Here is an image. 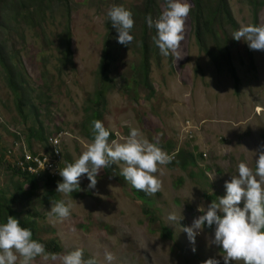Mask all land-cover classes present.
Listing matches in <instances>:
<instances>
[{"label": "rangeland", "instance_id": "374dc122", "mask_svg": "<svg viewBox=\"0 0 264 264\" xmlns=\"http://www.w3.org/2000/svg\"><path fill=\"white\" fill-rule=\"evenodd\" d=\"M143 2L48 0L47 13L36 26L23 19L14 23L6 15L10 29L0 30V47L10 70L24 76L21 84L32 88L33 96H43L40 121L46 135L58 139L62 151L59 168L65 166L64 158L74 161L92 142L86 136L91 133L93 121L88 118L86 108L92 106L89 100L101 88L100 67L112 27L108 9L122 5L134 14ZM228 2L238 26L225 30L238 81L229 73L225 59L221 68L212 60L213 54L219 55L218 47L225 45L218 25L219 40L216 42L217 36H207L206 50L200 46L190 14L193 6L189 3L184 39L176 54L180 58L161 56L159 51L151 57L154 95L144 86L135 88L133 83V71L142 62L139 41L127 47L114 39L113 44L121 46L120 55L111 69L112 86L105 95L99 119L113 136L109 142H124L130 128L135 127L167 154H177L176 161L161 166L157 175L162 188L155 195L134 189L119 175L117 165H113L110 175L101 170L94 189L89 190V181L82 178L81 189L68 197L73 207L71 216L63 222H53L48 216L53 200L43 197L45 188L41 183L36 195L16 202L15 209L23 214L33 211L40 214L36 219L39 240L44 245L57 241L58 257L81 248L85 259L95 257L100 264H106V252L115 256L112 264H204L209 258L223 264L221 249L209 244L214 229L205 228L192 245L181 226H191L194 218L201 215L197 208L211 203L205 195H217L218 200L225 194L224 183L236 174L240 162L254 169L258 150L264 146V51L251 50L244 41L232 39V33L241 25H264V1L259 0L258 18L249 0ZM158 4L161 12L165 0H158ZM139 33L135 19L131 34L136 38ZM135 89L137 99L131 92ZM26 108L27 114L32 115L30 127L39 128L35 107ZM28 128L8 71L0 64V149L4 146L12 151L10 155L7 153V165H0V193L13 192L14 177L9 164L29 147ZM48 147L51 150L49 142ZM31 149L34 154H47L36 142ZM192 156L197 162L182 171L177 162L184 163ZM133 189L145 194L150 206ZM55 194L59 200L65 198ZM149 209L155 210V214L151 213L154 220L147 214ZM173 212L178 218L184 216L181 225L178 222L169 225L172 222L167 217ZM163 228L172 230V239L163 235ZM33 264H61V261L37 257Z\"/></svg>", "mask_w": 264, "mask_h": 264}, {"label": "clouds", "instance_id": "9594fccd", "mask_svg": "<svg viewBox=\"0 0 264 264\" xmlns=\"http://www.w3.org/2000/svg\"><path fill=\"white\" fill-rule=\"evenodd\" d=\"M189 12L190 5L186 0H165V7L156 19L151 14L147 15L149 30L155 29L152 41L161 56L172 55L176 60L180 58L176 54L184 39L183 30ZM107 18L118 33L117 42L129 47L134 40L131 34L135 23L132 11L122 5H114L108 9ZM232 39L244 41L251 50L264 51V25H241L232 33ZM90 128L92 142L79 158L59 168L56 176L43 173L62 178L56 192L65 198L52 201L48 211L53 222H63L71 216L73 204L68 197L81 189L82 178L89 181V190L94 189L101 170L117 165L119 175L134 189L146 195H155L162 188V181L157 175L161 166L176 161L177 154H167L158 143L144 138L138 128H130L122 143L116 140L109 142L111 132L101 120L91 121ZM50 137L53 136L48 137V142ZM24 150L38 155L29 147ZM258 153L254 169L246 162H240L236 174L224 183L225 194L219 196L218 200L209 199L211 203L207 207L199 206L197 211L201 215L194 218L191 226H181L192 245H195L197 236L205 228L214 229L209 244L221 249L223 264H264V146H261ZM185 162H188L189 167L194 166L189 161ZM181 164L177 162L179 167ZM14 204L12 208L15 209ZM18 212L23 215V211ZM167 219L172 222L169 225H175L176 222L180 224L184 216L178 218L173 212ZM192 251L195 252L196 248L193 247ZM37 257L52 260L59 258L61 264H100L95 257L85 259L81 248L58 257L34 239L32 230L23 227L18 218L8 215L5 221H0V264H33ZM114 260L115 256L111 252L105 253L106 264H112ZM204 264H221V261L209 258Z\"/></svg>", "mask_w": 264, "mask_h": 264}, {"label": "trees", "instance_id": "16d2710c", "mask_svg": "<svg viewBox=\"0 0 264 264\" xmlns=\"http://www.w3.org/2000/svg\"><path fill=\"white\" fill-rule=\"evenodd\" d=\"M47 1L48 0H0V30L8 31L10 29V26L6 25L7 23L6 15H9V20L13 21L14 23L19 21L20 19H23V21L24 22L26 21V23L31 21L33 26L38 25L39 24L38 20L39 19L42 20L47 13V6H46ZM249 1L255 10V18H258V11H259L258 8L260 6L259 0H249ZM186 2L189 3L191 6H193V9L191 10L190 14L195 22L197 40L199 41V44L203 48V50H206L205 39L207 36H210L211 38H215L217 36L215 38L216 42L217 40H219L216 25H218L219 30L222 31L225 45L222 48L218 47L219 55L213 54L212 60L215 62V64L218 65L219 68H221L220 65L223 64V59H225V63L228 64L229 73H231L233 77L238 81V77L236 76V73H234L232 69L230 49L227 48L229 45L228 42L229 39L227 38V34L225 31L226 28L230 26L235 30V28L237 29L238 27L237 22L233 18L228 0H186ZM149 14L152 15L153 19H156L160 14V5L158 4V0H144L143 4L140 7H138V9L133 14L134 21L135 19H137V22L140 26V33L137 35L136 38L134 37L133 42L135 40L139 41L138 44L142 53V62L140 66L133 71V75L135 76V80H133V83L135 84L134 85L135 88H138L139 86H144L145 88H148L150 90L151 95L152 94L154 95L155 89L150 80V73H151L150 60L153 54L157 53L159 50L152 41V37L155 35V29L149 30L146 23V17ZM110 29L111 31H109V35L105 43L104 55L100 67V78L102 80L101 88L97 90L96 94H94V98L89 100V103H92V106H90L89 104V106L86 108L87 113L88 112L90 113L88 117L90 120H94V119L99 120L102 116L105 106V95L112 86L111 85L112 81L110 78L111 69L114 67L120 55L121 46L116 47L113 44L114 39L117 40L116 37L118 33L113 27H111ZM223 55L226 57H224ZM7 63L9 62L6 57V54H4V51L0 47V64L3 65L8 71L10 85L14 88L19 98L20 114L24 118V122L27 124V126H29L28 136H26L29 148L31 150V148L33 147V143L36 142L40 144V146L44 149V151L47 154H51V150L48 147V135H46L45 130L43 128V124L40 121L39 105L44 102V99H42L43 96L40 97L33 96L31 94L33 89L25 88V85L21 84L22 81H25L24 76H22L20 73L15 72L13 69L10 70L11 67ZM130 83H132V80ZM134 86L132 89H134ZM126 87H128V84L126 85ZM25 90H27L26 93L22 94V91ZM131 92L132 95H134V98L137 99L138 96L136 93V89L132 90ZM28 93H30V96H28L29 95ZM44 97L47 98L49 96L44 95ZM31 98H35V100L38 101L39 103L38 104L33 103ZM28 105L31 107H35L36 109L37 115H35V117L39 121V128L30 127V121H31L30 119L32 118V115H30V113L27 114L26 112L27 110L26 106ZM16 136L19 137L18 134H16ZM86 136L90 140L93 139L92 133L90 134L87 133ZM112 137L113 136L110 135L109 139H111ZM11 152H12L11 149H8L4 146L3 148L0 149V165L1 163L3 164L6 163L7 165V160H8L7 153L8 155H10ZM64 160H65V166L68 163L73 162L69 157L64 158ZM189 162L195 164L194 158L191 157ZM65 166H61L60 168H63ZM188 167H189L188 162L187 163L185 162L180 165L182 171H187ZM9 168L13 173V177H14L11 185L13 192L11 194L0 193V221H5L8 215L14 216L20 220L21 225L23 227L32 230L34 239L40 241L39 233H38L39 226L36 220L37 218L40 217V214L37 213L36 211H33V212H29L28 214L22 215L20 212L12 208V206L15 202H18L21 199L36 195V192L40 190V182L42 186L45 188L43 197L44 196L50 197V199H52L53 201H58L59 199L55 193H56L57 184L59 180L60 181L62 180V178L51 177L49 174H42L44 176L40 178L42 175L38 177V175H32L29 172H24L19 166L17 160L9 164ZM112 170H114L113 165L106 168L104 174L106 173L110 175ZM191 175L194 176L193 173ZM15 178L17 180H15ZM133 193L134 194L137 193L136 195L141 199H143L145 202L148 201L147 205L151 203V201L146 198L145 194L136 192L134 191V189H133ZM205 197L207 199L217 200V195L214 196L206 195ZM151 213L155 214V210L153 209L152 212L150 209L147 210V214L150 216V220H154L153 216L155 215H152ZM162 233L166 238H173L172 232L167 228H163ZM45 247L46 250L49 251V253H54L57 255L60 254L59 253L60 246L58 242L55 240L50 241L48 244L45 245Z\"/></svg>", "mask_w": 264, "mask_h": 264}, {"label": "built area", "instance_id": "2783aa9c", "mask_svg": "<svg viewBox=\"0 0 264 264\" xmlns=\"http://www.w3.org/2000/svg\"><path fill=\"white\" fill-rule=\"evenodd\" d=\"M49 143L51 147V154L33 155L24 150L17 160L19 166L24 172L30 174L40 175L49 173L51 176H56L59 173V162L62 153L60 152L59 142L57 138L50 137Z\"/></svg>", "mask_w": 264, "mask_h": 264}]
</instances>
